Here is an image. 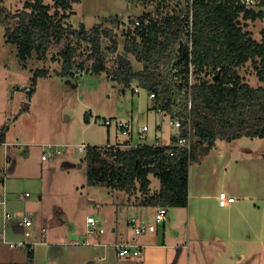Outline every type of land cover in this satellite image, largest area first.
<instances>
[{
    "label": "trees",
    "instance_id": "obj_1",
    "mask_svg": "<svg viewBox=\"0 0 264 264\" xmlns=\"http://www.w3.org/2000/svg\"><path fill=\"white\" fill-rule=\"evenodd\" d=\"M144 1L158 4V12L147 31L138 30L139 35H133L128 30L122 49L128 56L119 51L117 35L107 24L112 21L118 26L116 18H105L91 29L83 25L76 29L66 22L79 0H54L52 5L44 0H25L23 10L16 13L0 3V23L6 29L7 41L17 46L22 61L34 53L40 59L48 58L56 46L58 50L51 57L61 63L57 73L64 78L82 75L83 71L107 73L133 93L134 85L154 93L151 109L170 112L180 105L178 115L184 121L181 135L186 137L190 126L196 137L191 152L171 145L139 144L132 148L88 145L83 161L87 164L88 185L129 194L139 190L144 206L187 207L191 163L206 156L218 140L264 138V30L259 42L245 29L247 21L264 19V0H255L252 6L246 0H202L194 4V74L197 78L202 74L211 78L198 80L191 86L188 54L183 53L189 43V6L178 10L181 4L174 0ZM179 44L180 54L175 57ZM112 55H116L113 61ZM130 55L143 65L141 70L134 69ZM249 62L262 85L254 87L238 74ZM172 67L178 68V72L174 73ZM49 73L45 68L36 69L33 85ZM189 96L191 111L185 108ZM6 129L3 127L0 133L1 142ZM171 140L175 141V137ZM169 150H173V155ZM150 175L160 181V188L154 193L149 191ZM29 253L32 260L34 253L31 250ZM177 259L170 264H176Z\"/></svg>",
    "mask_w": 264,
    "mask_h": 264
},
{
    "label": "rangeland",
    "instance_id": "obj_2",
    "mask_svg": "<svg viewBox=\"0 0 264 264\" xmlns=\"http://www.w3.org/2000/svg\"><path fill=\"white\" fill-rule=\"evenodd\" d=\"M24 1L0 0V3L16 13L23 10ZM44 1L50 5L54 3V0ZM254 1L246 0V3L252 6ZM174 2L181 4V0ZM158 8V4H145L144 0H79L74 3L72 14L66 22L76 29L82 25L91 29L103 23L105 18H116L118 26L113 25L112 21L107 24L117 35L121 52L126 33L128 30L132 31L134 19L145 14L156 16ZM179 9H183V6ZM245 24V29L250 31L252 37L262 41L264 19L247 21ZM5 32L4 25L0 23V122L6 126L11 141L24 143L23 147L19 148L23 153H15L13 159V164L16 162L19 166V172L12 174L11 164L6 178L7 181L10 180L11 190L18 191L17 193L28 191L31 194L28 199L17 198V206L21 209L32 208L37 216L46 217H56L57 209L60 208L69 217L65 220L59 214L58 219L67 225L74 224L75 227H78L75 222L80 224L86 216H97L99 209L105 215V210L99 205L109 198L107 192H111V189L87 184V164L83 161L86 151L80 152L78 147L82 144H115L122 140L120 132L117 136L115 124L106 126L102 123V120L107 118L129 122L134 130L133 144L168 145L171 135L175 132L169 118L160 116L156 109H151L152 101L145 89L139 88V93H133L131 88H125L112 80L107 73H83L77 78L58 76L54 70H61V63L55 62L51 57L58 50L56 46L51 49L46 60H40L34 53L27 61H22L18 56L17 46L7 41ZM115 57L116 55L111 56L112 61ZM129 59L135 70L143 68L134 56L130 55ZM46 67L51 68L53 74L38 79L33 96L15 89L18 86H30L33 72L37 68ZM238 74L254 87L262 85L251 62L239 69ZM135 88L137 86L134 85L133 89ZM27 103L29 108L22 111ZM88 116L89 124L85 121ZM143 126H147L149 131L144 133L145 138H140L139 131ZM156 135L160 137L159 140ZM48 143L59 144L61 153L43 160L42 153ZM79 164L82 166H78ZM189 171L192 189L199 185L211 186L217 194L224 190L237 199L247 198L248 201L260 205V235H263L264 138L242 137L231 142L218 140L206 156L191 163ZM151 179V187H157L159 180L153 175ZM39 194L42 195V200ZM55 206L58 208H54ZM172 209L168 210L167 220L170 217L176 218L183 229L182 234L187 231L189 225L190 236L195 241L188 242L193 262L197 260L194 245H199L198 236L202 233L199 225L216 223L220 214L215 211V215L210 216L211 220H197L192 211L175 214ZM154 212V209H149L147 215L151 222ZM206 239L209 240H204L207 251L211 245L219 244V241L211 242L212 237ZM261 245L260 241V256L258 253L256 255V251L248 254L240 252V255L233 252V259H244L242 264H264V246ZM23 248L16 252L20 253ZM235 249L238 247H234L233 251ZM212 255L207 256L204 264L215 263V260L210 259Z\"/></svg>",
    "mask_w": 264,
    "mask_h": 264
},
{
    "label": "crops",
    "instance_id": "obj_3",
    "mask_svg": "<svg viewBox=\"0 0 264 264\" xmlns=\"http://www.w3.org/2000/svg\"><path fill=\"white\" fill-rule=\"evenodd\" d=\"M45 69L50 72L48 76L53 74L51 68L46 67ZM58 71L60 70H54V73L60 76L57 73ZM77 77L79 75L72 78ZM37 83L35 85L31 84L33 95ZM86 123H90V116L89 122ZM3 127L6 126L0 122V133H2ZM118 132L120 130L117 128V136H119ZM120 136L123 137L122 140H118L115 144L108 142L107 145L122 146L128 143L129 139L123 136L121 132ZM3 137L4 142L0 141V264H170L176 257H178L176 264H204L207 256L212 254V257H209L211 261L215 260L214 264H242L244 259H233V252L240 255V252L248 254L256 251V255L258 253L260 256V241L261 246H264V233L262 236L260 235V205L248 201L247 198L242 200L236 198L235 202L228 206H220L219 194L226 193V191L220 190L217 194L214 188L206 185H199L192 189L190 171L188 206L172 207V210L175 211V214L192 211L197 220L210 219L211 215H215V211L221 215L217 216L219 221L216 223L207 222L199 225V230L202 233L199 231V245H194V254L197 256V260L193 262L188 242L189 240H192L193 243L195 241L190 236L189 225H187V231L185 230V233L182 234L183 229L176 218L170 217L164 224L158 225L155 232L146 233L142 236L134 234L129 224L130 218L141 216L145 222L151 223L147 217L149 209H154L155 212L157 209V207L144 206L140 203L143 195L139 190L131 194L112 189L111 192H107L109 198L99 205L100 208L105 210V215L100 209L97 213V217H101L100 225L104 228V233H87V216L80 224L75 222L79 229L74 224L67 225L66 222L64 224L57 216L61 214V217L65 220L69 216L60 208L57 209V218L54 215L48 217L37 216L35 211L32 226L24 227L20 225L21 214L28 213L33 209L18 207L17 198L28 199L31 198V194L28 191L17 193L18 191L11 190L10 180L7 181L6 178L9 167L13 164L14 154L23 153L19 148L23 147L24 143L11 141L7 132ZM49 144L53 143H48L47 146ZM53 145L60 147L59 144ZM78 166H82V164ZM11 169L12 174H17L19 172L17 170L19 169L18 164L15 162ZM13 179L23 180V178ZM150 180L149 191L154 193L159 190L160 181L157 187L152 188L151 175ZM25 193L30 195L26 196ZM226 194L228 195V193ZM228 196L234 197V195ZM39 198L42 200L41 194H39ZM54 208H58V206ZM211 237V242L219 241V244L211 245V248L207 251L204 240L209 241L206 238L211 239ZM21 241L27 243L26 246H10V243ZM132 241L142 245L141 254L133 258H119L114 244ZM234 247H238V249L233 251ZM21 248L23 249L20 253L16 252ZM30 250L34 253L32 260H30Z\"/></svg>",
    "mask_w": 264,
    "mask_h": 264
},
{
    "label": "built area",
    "instance_id": "obj_4",
    "mask_svg": "<svg viewBox=\"0 0 264 264\" xmlns=\"http://www.w3.org/2000/svg\"><path fill=\"white\" fill-rule=\"evenodd\" d=\"M202 0H181V5L180 6H189L190 8V32H189V43H188V49L184 48L183 49V53L185 52V55L188 54V60H189V83L190 86L195 83L198 80H209L211 77H206L204 74L200 75V78H197L196 75L194 74V70L196 69L194 63H193V59H192V50H193V39H192V7L194 6V4L196 2H199ZM205 2H215V1H220V0H204ZM225 1V0H222ZM179 4L180 2H174ZM178 10H180L179 8H177ZM154 16L151 15H143L141 17H137L134 19L133 23H132V34L135 35H139V33L137 32L139 31H147L152 23V18ZM182 45H178L176 47V52H175V57L178 56L180 54V50H181ZM122 53L126 56V53L122 51ZM184 55V56H185ZM128 56V55H127ZM174 73L178 72V68L176 67H172L171 69ZM84 72V71H83ZM15 89L18 90H22L25 91L26 93H31L33 90V86H27V87H23V86H18ZM135 93L139 92V87L135 88ZM149 97L151 98V101H153V99L155 98V94L154 93H150ZM181 101V97L178 99V102L180 103ZM188 111H191L192 109V100L191 97L189 96V98L187 99V103H186V107ZM181 109V106H177L176 108H174L172 111L170 112H166L165 110L161 109V108H157L156 110L158 111L160 116H167L169 118V123L171 124L172 128L175 130V132L171 135L172 137H175V141H172L168 144L171 145L173 148L176 149H185L189 152H191L193 144L196 140V137L193 135L191 128L189 126V134L185 137L181 135V129L183 127L184 121L182 119V117H180L178 115V111ZM102 123L106 126H111L113 124H115L116 128H118L121 132L122 135L126 136L129 141L128 143H126L125 145H117L121 148H132V147H136V144L132 143V138L134 136V130L132 125L127 122V121H118L115 120L113 121L112 119H104L102 120ZM149 128L147 126H143L140 131H139V136L140 138H145L144 133L148 132ZM156 139L159 140L160 137H158V135H156ZM156 146H166V145H162L160 143H156L154 144ZM116 146V147H117ZM58 145H53V144H49L48 146H46V150L44 151V154L42 155V159L43 160H47L50 156H53L54 154H59L61 153L60 148H58ZM78 150L80 152L86 151L87 150V146L85 144H82L78 147ZM170 154L173 155V150H169ZM26 196H29V193H25ZM236 198L232 197V196H228L225 192H222L219 194V204L220 206H228L229 204L235 202ZM168 207L166 206H158L154 215V222H145L141 216H135V217H131L129 220V224L132 227L134 234L136 236H142L146 233H150V232H155L157 230L158 225L164 224L167 220V215H168ZM35 216V212L29 211L28 213H24L21 214V222L20 225L24 226V227H30L33 224V217ZM100 220L101 217H97V216H88L87 217V233H104V228H102V226L100 225ZM27 243L21 241V242H17V243H10L11 247H21V246H25ZM117 256L119 258H133V257H137L141 254V249H142V245L139 244L136 241H132V242H118L114 244ZM13 264H21V263H13Z\"/></svg>",
    "mask_w": 264,
    "mask_h": 264
},
{
    "label": "water",
    "instance_id": "obj_5",
    "mask_svg": "<svg viewBox=\"0 0 264 264\" xmlns=\"http://www.w3.org/2000/svg\"><path fill=\"white\" fill-rule=\"evenodd\" d=\"M184 54H185V52H184ZM126 56H127V53H126ZM25 108H29V104H28V103L24 106V108L22 109V111H23Z\"/></svg>",
    "mask_w": 264,
    "mask_h": 264
}]
</instances>
